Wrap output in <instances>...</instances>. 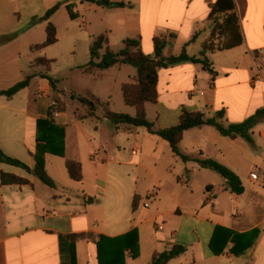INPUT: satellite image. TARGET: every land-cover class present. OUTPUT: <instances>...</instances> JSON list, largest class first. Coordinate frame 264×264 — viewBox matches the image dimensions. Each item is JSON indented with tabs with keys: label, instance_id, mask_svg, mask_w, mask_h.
Instances as JSON below:
<instances>
[{
	"label": "crops",
	"instance_id": "1",
	"mask_svg": "<svg viewBox=\"0 0 264 264\" xmlns=\"http://www.w3.org/2000/svg\"><path fill=\"white\" fill-rule=\"evenodd\" d=\"M58 1L0 0V91L32 77L13 97L0 96V149L29 168L37 151L36 123L46 119L53 104L48 81L38 76L44 68L34 64L40 51L31 50L45 41L47 23L31 21ZM109 1L122 6L73 3L78 14L73 21L62 6L49 20L56 38L59 17L66 32L82 18L88 48L99 35L106 36L111 50V41L122 45L126 39H138L143 54L153 56V39L161 38L166 41L164 57L178 55L183 47L189 56L198 57L215 35L209 13L217 0ZM232 1L241 43L206 54L214 76L190 62L160 69L152 119L145 105L146 118L156 128L176 126L183 110L207 117L223 112L221 122L239 124L264 109V0ZM231 41L224 34L213 43ZM121 66L127 65L91 74L84 73L83 66L78 69L102 84L115 79ZM135 77L120 82V88ZM96 84L88 96L105 104L96 91L106 87ZM97 111L87 118L86 108L75 102L73 119L63 122L58 119L65 111H53L54 125L64 128L63 154L46 153L43 159L55 188L20 168L0 164V173L28 181L0 185V264H70L65 237L117 238L133 230L139 254L132 259L126 251L124 264H152L155 255L173 247L184 252L167 264H264V121L251 130L250 143L201 126L186 131L178 145L183 155L201 154L231 170L244 189L235 195L215 172L180 161L165 141L143 128L114 126L103 118V109L101 117ZM78 112L80 117L74 114ZM67 161L80 163V181L69 178ZM252 231H257L254 237ZM233 236H238L235 241ZM72 246L75 264H98L93 241L78 240Z\"/></svg>",
	"mask_w": 264,
	"mask_h": 264
},
{
	"label": "trees",
	"instance_id": "2",
	"mask_svg": "<svg viewBox=\"0 0 264 264\" xmlns=\"http://www.w3.org/2000/svg\"><path fill=\"white\" fill-rule=\"evenodd\" d=\"M81 1L89 5L95 4L104 8H117L122 6L121 4L111 3L109 0ZM62 6L66 8L71 21L78 18V14L74 12V5L71 3V0H62L56 2L49 9H47L41 17H34L32 19V25L40 22H46L47 24L45 29V41L40 45L32 47L31 50L42 51L57 42L55 26L51 24L49 20L51 16H53ZM234 10L235 5L232 0H217L216 3L211 7L209 21L211 24H213L212 32L213 34L215 32V35H213L209 42L203 46L198 57L189 56L185 47L181 49V52L178 55L164 57L162 52L166 46V41L161 38L153 39V56H147L143 54L140 47V41L138 39L124 40L122 43V48L118 51H113L109 48L105 35H99L92 41L89 47V60L85 66L81 67V70H83L84 73L91 74L93 72H103L116 65H127L136 69L137 74L134 82L124 84L121 87L123 102L126 106L135 110L134 116L112 113L106 109L108 106L107 104H102L91 96L75 97L74 95H71V98L75 99L80 105L86 108L87 118L94 117L95 112L102 108L104 111L103 118L114 126L125 125L132 128H143L149 135L158 137L159 139L165 141L169 145L171 152L177 156L180 161L183 163L193 162L201 169L215 172L224 182L227 183V190L231 194H242L244 191L242 183L231 170L212 159L201 158V154H198L194 157L183 155L179 152L178 145L186 131L201 126H209L214 128L222 137H240L247 143H250L251 130L258 123L264 121V109H258L254 115L239 124H225L221 122L223 118V112H217L213 117H207L203 112L192 113L183 110L176 126L163 129L156 128L153 123L149 122L145 113L146 104H156L157 102L156 89L158 83V71L160 69L190 62L200 65L204 71L209 72L212 76L215 75L211 70V64L206 57V54L215 50L219 51L230 49L238 46L241 43L238 19L232 13ZM224 34H228L232 38V41L229 44H223L219 46L214 45L213 41L217 40ZM194 38L195 36H193V39ZM51 63L52 61H48L45 58H40L34 63L43 66L44 68V73L38 76L48 81L52 94L51 101L53 104L48 109L46 119L38 120L36 123L38 144L36 154L33 156V167L29 168L20 160L5 155L1 149L0 164H6L20 168L27 174L36 178L43 185L49 188H55V182L47 175L45 171V162L43 156L46 153L58 156L63 154L64 128L54 125L52 113L53 111L62 113L65 111L66 107L63 101V91H59L57 89L55 81L47 74L50 70L49 67ZM31 78V76H27L24 80L16 83L12 87L6 90H1L0 96L8 99L13 97L16 93L29 85ZM60 105L61 107H59ZM74 114L77 117L81 116L80 112ZM65 167L71 180L77 182L82 179L80 163L67 161L65 163ZM6 184L23 185L28 184V181L18 178L14 175L1 172L0 185ZM88 202L91 203L93 200L90 199ZM220 230L221 229H216V232ZM256 234L257 231H252L249 235H253L254 237ZM236 237L238 236H233V241H235ZM65 240L70 243V264H75V253L72 244L78 240H89L95 243L98 264H124L126 251H130V256L132 259H136L139 254L137 232L134 230L117 238H108L104 236H93L87 234L68 236L65 237ZM183 252L184 248L173 247L168 251L155 255L152 259V264H167L169 261L180 256ZM241 252L242 251H233L235 255H239Z\"/></svg>",
	"mask_w": 264,
	"mask_h": 264
},
{
	"label": "rangeland",
	"instance_id": "3",
	"mask_svg": "<svg viewBox=\"0 0 264 264\" xmlns=\"http://www.w3.org/2000/svg\"><path fill=\"white\" fill-rule=\"evenodd\" d=\"M77 1L81 0H71V3H75ZM57 22V24H59L57 42L54 45L37 52L35 55L38 58H45L48 61L53 62L50 64V70L47 74L55 81L60 90L65 91L63 101L66 110L65 113L62 114L61 118L58 119V122H63V120L69 121L73 119V105L77 101L72 99L71 95H74L75 97H88V92L94 88V85L98 82L94 81V78L90 76L81 74L78 69L79 67L84 66L89 60V35L83 29V26H81L82 18H80L79 22H72L69 26V31L67 32L64 31L62 25L63 20L60 17L57 19ZM215 45L219 46L216 43ZM110 46H112L111 48L114 51L122 48V45H117L115 41H111ZM121 69L120 74L115 76V79L109 77L108 80H105L102 84H96V86L101 85L106 87V90L102 87H100L101 89L97 88V96H100L101 101L108 105L106 109L110 112L134 116V109L126 106L123 102L119 84L120 82H132L131 78L136 76L137 72L136 69L131 66H121ZM152 105L153 104L147 105L149 117L151 119L156 113V107ZM59 107H61V105ZM102 113V109L97 111V115L99 117H101Z\"/></svg>",
	"mask_w": 264,
	"mask_h": 264
},
{
	"label": "built area",
	"instance_id": "4",
	"mask_svg": "<svg viewBox=\"0 0 264 264\" xmlns=\"http://www.w3.org/2000/svg\"><path fill=\"white\" fill-rule=\"evenodd\" d=\"M252 178H253V179H256L257 176H256V175H253ZM155 193H156V190L152 191V193L147 197V201L151 200V199L155 196ZM156 229H157V230H162V226L156 224Z\"/></svg>",
	"mask_w": 264,
	"mask_h": 264
}]
</instances>
